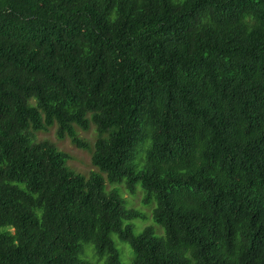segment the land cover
Returning <instances> with one entry per match:
<instances>
[{"label": "trees", "instance_id": "16d2710c", "mask_svg": "<svg viewBox=\"0 0 264 264\" xmlns=\"http://www.w3.org/2000/svg\"><path fill=\"white\" fill-rule=\"evenodd\" d=\"M91 123L88 177L31 141ZM114 235L131 264H264V0H0V264H120Z\"/></svg>", "mask_w": 264, "mask_h": 264}, {"label": "rangeland", "instance_id": "374dc122", "mask_svg": "<svg viewBox=\"0 0 264 264\" xmlns=\"http://www.w3.org/2000/svg\"><path fill=\"white\" fill-rule=\"evenodd\" d=\"M56 124L50 126L47 130H38L34 132L31 138L32 142L39 140H48L53 143L59 150L68 154V159L65 163L67 169L73 173L80 174L84 177H88L93 171H98L91 162V154L93 151V144L97 137L96 127L93 123L87 130L81 129L76 126V134L79 138L84 139L89 144L87 147L80 148L74 145L69 137L59 139L55 133ZM136 168H140V165L136 162ZM116 191L119 197L123 200L127 208H134L140 212L141 216L132 218L129 221L124 220V224L131 223L133 225V233L138 234L145 226H151L156 234L163 233V229L152 218V208L155 202L145 204L143 198L145 191L141 184L138 182L135 184L134 191L129 190L124 181L123 182H105L104 191ZM161 231V232H160ZM116 246L119 251L120 264H131L133 252L128 242L120 240L114 235ZM90 250V245L87 246ZM91 252V250H90Z\"/></svg>", "mask_w": 264, "mask_h": 264}]
</instances>
